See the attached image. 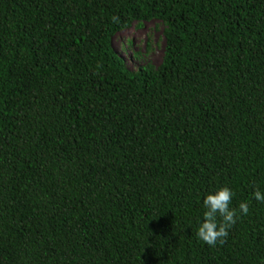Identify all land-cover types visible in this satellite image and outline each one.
<instances>
[{"label": "trees", "instance_id": "trees-1", "mask_svg": "<svg viewBox=\"0 0 264 264\" xmlns=\"http://www.w3.org/2000/svg\"><path fill=\"white\" fill-rule=\"evenodd\" d=\"M149 21L162 62L131 71L113 38ZM257 188L264 0H0V264H264Z\"/></svg>", "mask_w": 264, "mask_h": 264}, {"label": "rangeland", "instance_id": "rangeland-1", "mask_svg": "<svg viewBox=\"0 0 264 264\" xmlns=\"http://www.w3.org/2000/svg\"><path fill=\"white\" fill-rule=\"evenodd\" d=\"M163 31L161 22L149 21L141 25L136 22L114 36L113 46L131 71L147 63L159 66L165 49Z\"/></svg>", "mask_w": 264, "mask_h": 264}, {"label": "clouds", "instance_id": "clouds-1", "mask_svg": "<svg viewBox=\"0 0 264 264\" xmlns=\"http://www.w3.org/2000/svg\"><path fill=\"white\" fill-rule=\"evenodd\" d=\"M232 195L233 193L228 187H222L215 194L207 195L203 201L206 211L203 222L196 231V236L208 246L215 247L218 243L220 245L226 243L229 229L237 222V211L230 208ZM253 197L256 201L264 203V193L258 188L253 193ZM239 211L243 215H248V204L240 203Z\"/></svg>", "mask_w": 264, "mask_h": 264}]
</instances>
